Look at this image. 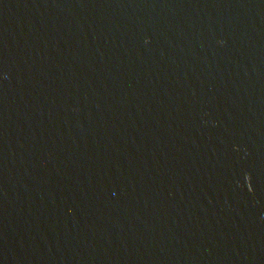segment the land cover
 Listing matches in <instances>:
<instances>
[{
	"label": "water",
	"instance_id": "95a60500",
	"mask_svg": "<svg viewBox=\"0 0 264 264\" xmlns=\"http://www.w3.org/2000/svg\"><path fill=\"white\" fill-rule=\"evenodd\" d=\"M0 264H264V0H0Z\"/></svg>",
	"mask_w": 264,
	"mask_h": 264
}]
</instances>
